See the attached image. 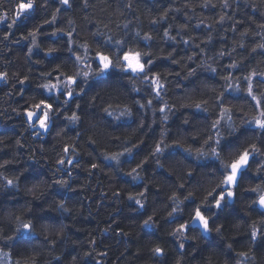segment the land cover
Instances as JSON below:
<instances>
[{"label": "clouds", "instance_id": "9594fccd", "mask_svg": "<svg viewBox=\"0 0 264 264\" xmlns=\"http://www.w3.org/2000/svg\"><path fill=\"white\" fill-rule=\"evenodd\" d=\"M18 2L0 0V264H264V238L249 235L264 227L249 190L264 192V155L243 170L238 197L215 206L224 164L251 133L264 143L222 79L230 63L264 68L252 51L264 43V0H33L17 16ZM128 50L145 72L124 70ZM41 100L54 105L47 130L42 112L25 114ZM221 103L234 128L214 126Z\"/></svg>", "mask_w": 264, "mask_h": 264}, {"label": "snow or ice", "instance_id": "6c2138e0", "mask_svg": "<svg viewBox=\"0 0 264 264\" xmlns=\"http://www.w3.org/2000/svg\"><path fill=\"white\" fill-rule=\"evenodd\" d=\"M68 0H65L67 3ZM33 0H19V2L14 7V12L17 16H21L23 13L30 11L34 8ZM3 15H7V12ZM225 17L221 16L219 23L224 22ZM264 27V25H262ZM235 30V29H234ZM36 35V33H33ZM241 35H245V33H241ZM264 35V34H262ZM244 46L243 44L241 45ZM253 52H256L260 55L261 59L257 61V64L264 63V43H259L255 48L252 49ZM225 55H230V53H225ZM96 59L100 62V67L103 71H110L113 67V59L111 56L106 55L104 52H97ZM123 61L125 64V71H131L133 73H143L146 71V61L143 60L141 53L139 51L128 50L123 53ZM179 63V61H177ZM229 68L235 69L231 74L225 73L222 76L227 83L231 84V87L228 88L229 91L236 93L237 95H242V100L237 103L243 102L247 103L251 112L252 117L246 121L247 124L252 125L261 135L264 137V68L259 66L252 67L249 66L246 70L241 69L239 65L236 63H230L228 65ZM191 74V73H189ZM7 75L6 73H0V77ZM85 75H90V73L85 72ZM57 80L61 79V77H57ZM21 83H26L27 78L20 81ZM152 87L157 92L161 91V76L160 73H155L151 77ZM67 84H76L78 83V79L75 76L67 77ZM45 87H50L53 89L58 88V84L53 81L50 85H45ZM67 95L71 97L73 93L68 92ZM220 100L223 101L225 99V95L223 93L220 94ZM151 103V101H149ZM36 109V112L32 111V109H26L25 114L29 118V120L35 121V117L38 112H42L39 120V126L42 129L47 130L48 124V111L54 108V105L48 101L41 100L40 103L33 106ZM197 108H200L201 105L197 104ZM167 110V105H163L160 107L161 112H165ZM235 113V109L231 104L221 103L220 109L217 113V118L213 122L214 126L224 127L225 125L229 128L235 127V121L233 120V115ZM76 115L73 114L71 119H76ZM256 133L253 132L249 135V142L246 146L242 148V150H238L237 154L230 162H226L224 167L226 168V172L223 174V179L221 181L222 187L225 191H219L216 194L215 206L217 208L222 206V202L226 201L229 197L236 198L238 197V188L242 180L244 179L245 168L251 167L252 159L254 155H264V143L254 142ZM212 137H208L205 143L212 141ZM215 143H221L220 135L217 133L215 137ZM71 147L65 145L64 151L69 152ZM162 145L157 144L155 146V151H162ZM215 152V149H213ZM60 163H66V161L61 160ZM91 167L93 169L97 168L96 164H92ZM264 168V165L261 166ZM259 172L260 169H257ZM11 183V181H9ZM250 191L256 193V202L259 203L260 206L264 207V192L259 191V186L253 187L249 189ZM139 203V202H138ZM195 219L199 220L203 225L205 230L210 229V220L209 217L202 211L200 208L195 209ZM25 229H30L31 225H24ZM187 229L186 224H180L176 228V232H181ZM219 231V229H217ZM250 237H255L261 235L264 238V227L255 228L253 227V231L249 234ZM231 247V245H229ZM155 252L163 253V249L160 247L155 248ZM239 255L246 257L248 255L247 251H242ZM209 264H211V257L209 258Z\"/></svg>", "mask_w": 264, "mask_h": 264}, {"label": "trees", "instance_id": "16d2710c", "mask_svg": "<svg viewBox=\"0 0 264 264\" xmlns=\"http://www.w3.org/2000/svg\"><path fill=\"white\" fill-rule=\"evenodd\" d=\"M5 11H7V9H5ZM212 14H215V11ZM5 30H7V29H5ZM182 54L183 53L178 50V55H182ZM9 55H11V53H9ZM9 134H11V133H9ZM146 143H147V140H146Z\"/></svg>", "mask_w": 264, "mask_h": 264}]
</instances>
